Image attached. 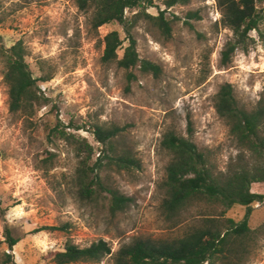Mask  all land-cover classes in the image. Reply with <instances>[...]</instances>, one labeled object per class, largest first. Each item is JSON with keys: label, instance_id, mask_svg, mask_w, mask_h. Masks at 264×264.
<instances>
[{"label": "rangeland", "instance_id": "rangeland-1", "mask_svg": "<svg viewBox=\"0 0 264 264\" xmlns=\"http://www.w3.org/2000/svg\"><path fill=\"white\" fill-rule=\"evenodd\" d=\"M161 9L162 4L146 11L158 16ZM167 11L169 19L179 18L170 38L145 18L133 29L140 58L158 64L161 74L156 77L136 67L129 81L126 70L102 60L105 36L117 29L124 38L122 25L93 28L90 13L81 11L76 0H0V44L8 48L22 40L35 75H51L40 83L51 103L28 120L10 111L0 62V199L5 210L0 213V264L5 253L17 264H55L54 252L69 240L85 247L104 239L115 253L135 237L159 239L182 233L170 228L161 213L159 184L170 159L161 141L170 129L188 135L189 118L193 139L200 150L210 152L216 173L234 167L240 155L248 163L254 161L252 153L238 148L231 137L214 98L222 85L230 83L247 110L264 104L263 44L259 41L248 52L237 49L223 64L222 52L233 32L223 26L217 0H190ZM195 11L200 19L188 17ZM137 12L126 14L133 18ZM123 53L119 51L120 56ZM57 114L65 124L79 126V132L97 146L89 129L93 124L127 125V138L142 168L114 170L110 175L113 184L134 199L124 213L110 220L77 201L67 184L77 163L74 154L64 142L48 141ZM48 151L55 154L52 163L45 161ZM252 190L264 194V184H254ZM245 214L246 207L236 205L226 216L239 222ZM249 221L253 229L264 225V202L254 204ZM5 227L20 239L12 250L5 243ZM44 227L61 229L31 234ZM248 248L249 257L242 264H264V234ZM75 264H114V259Z\"/></svg>", "mask_w": 264, "mask_h": 264}, {"label": "trees", "instance_id": "trees-1", "mask_svg": "<svg viewBox=\"0 0 264 264\" xmlns=\"http://www.w3.org/2000/svg\"><path fill=\"white\" fill-rule=\"evenodd\" d=\"M158 0H76L81 11L90 13L93 28L108 24L123 26L125 37L119 30L109 32L104 38L102 60L116 63L126 70L127 79L135 77L132 70L139 67L143 73L161 74V67L147 59H141L133 29L139 19L145 18L158 27L162 35L170 38L173 25L179 18L169 19L167 10L176 4H188L190 0H162L165 6L158 16L146 10L160 8ZM224 27L233 32L222 52V62L232 60L237 49L248 52L259 41L264 46V0H217ZM128 10H139L128 18ZM189 18L200 19L198 12H189ZM255 33V35H254ZM125 41H128L125 45ZM124 50L122 56L119 51ZM27 47L22 40L6 48L0 44V62L4 82L8 86L10 111L30 120L39 108L51 101L40 88V83L51 75L37 76L27 62ZM218 115L230 128L231 137L242 151H250L252 159L239 161L227 172H215L209 151L200 150L194 141L192 119H188V135L170 129L163 135L161 147L170 159L165 177L159 184L162 193L161 213L170 228L182 233L167 238L135 237L122 245L115 253L108 241L100 239L81 247L67 241L52 256L55 264L99 263L112 256L114 264H242L248 259V246H255L264 225L256 229L250 226L254 204L264 202V194L254 192V184H264V104L247 110L238 101L232 84L221 86L215 96ZM127 125L95 123L91 130L95 145L88 136L81 134L80 127L72 122L65 124L56 115L49 133V142H64L77 161L67 184L77 201L107 219H114L133 205L134 199L124 194L111 181V173L132 172L142 168V160L127 138ZM54 153L47 152L45 161L52 163ZM0 199V213L5 214ZM236 205L246 207L243 220L236 222L227 212ZM61 229L37 228L42 230ZM5 243L12 250L20 239L10 228L4 230ZM4 264H17L13 255L5 253Z\"/></svg>", "mask_w": 264, "mask_h": 264}]
</instances>
